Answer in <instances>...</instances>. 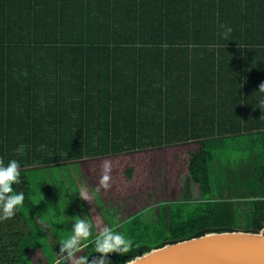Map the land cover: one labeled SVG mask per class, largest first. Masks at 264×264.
<instances>
[{"label": "trees", "instance_id": "trees-1", "mask_svg": "<svg viewBox=\"0 0 264 264\" xmlns=\"http://www.w3.org/2000/svg\"><path fill=\"white\" fill-rule=\"evenodd\" d=\"M261 84L264 0H0V157L20 162L13 187L26 195L0 221V264H35L36 250L49 264L103 255L74 162L110 229L132 241L111 264L208 232L264 229ZM105 162L111 186L97 190ZM183 173L196 198L178 192ZM164 181L173 201L161 200ZM154 199L160 215L147 220ZM81 214L90 235L65 260L60 244Z\"/></svg>", "mask_w": 264, "mask_h": 264}, {"label": "water", "instance_id": "water-1", "mask_svg": "<svg viewBox=\"0 0 264 264\" xmlns=\"http://www.w3.org/2000/svg\"><path fill=\"white\" fill-rule=\"evenodd\" d=\"M125 264H264V229L208 232L153 248Z\"/></svg>", "mask_w": 264, "mask_h": 264}, {"label": "clouds", "instance_id": "clouds-1", "mask_svg": "<svg viewBox=\"0 0 264 264\" xmlns=\"http://www.w3.org/2000/svg\"><path fill=\"white\" fill-rule=\"evenodd\" d=\"M223 28L222 36L224 39H229L233 29L228 25H221ZM260 90H264V84H261ZM264 105V100L260 101ZM111 164L105 162L103 165V174L99 181V187L104 189L109 188L111 177ZM22 183L21 178V164L17 159H11L7 164L4 163L3 157H0V221L9 219L16 215L25 201V192L14 189L13 185L19 186ZM82 198L88 199L87 195L82 191ZM89 200V199H88ZM92 229L91 223L81 217L72 224L71 235L68 236L62 244H60L59 251L65 260L75 258V254L81 250L82 241L89 237ZM95 252L103 255L97 256L95 264H111L108 259L110 253L126 254L132 247V241L128 239L123 233L113 231L105 227L100 232L95 240ZM77 264H89V257L79 256L76 258Z\"/></svg>", "mask_w": 264, "mask_h": 264}, {"label": "rangeland", "instance_id": "rangeland-1", "mask_svg": "<svg viewBox=\"0 0 264 264\" xmlns=\"http://www.w3.org/2000/svg\"><path fill=\"white\" fill-rule=\"evenodd\" d=\"M75 170H76V168H74ZM69 171H70V169H69ZM84 171V170H83ZM184 174V173H183ZM79 176H80V178H78V181H77V183H78V185L79 186H82L83 188H85L87 191H88V195H87V197H88V199H91L92 200V204H93V206H94V210H93V214H94V217H95V219L97 220V224H98V227H97V229H98V231L99 232H101L102 231V226H101V224H102V222H99L100 220H99V215L104 219V222H105V226H107L108 227V225L106 224V219L104 218L105 216L102 214V211H101V209H100V206L98 207L97 206V203H96V200L94 199V196H93V194H92V192H91V187H90V185H89V183H87V180H86V178L84 177V176H86L85 175V173H84V175H82L81 173L79 174ZM186 175L184 174L183 175V177H182V186H183V188H184V186H185V179H186ZM163 183L164 182H162V185H163ZM189 185L191 184L190 182L188 183ZM178 192H180V189L178 190ZM178 194V193H177ZM197 188L195 187V185H192L191 186V188H190V192L188 193V196L190 197V198H196L197 197ZM184 195V194H183ZM162 197H164V199L167 201L170 197L172 198L173 197V194H172V192H169V193H167L166 194V191L163 193V195H162ZM41 198V199H40ZM34 199H35V203H36V205L37 206H39L38 204H37V201L39 202V204H40V206L42 207L43 206V204H44V199L41 197V192H39L37 195H35V197H34ZM87 200V199H86ZM159 201L160 200H156V199H154V201H153V204L152 205H154V204H157V205H155V206H153L152 208H151V211H149V213L145 216V219H147V220H154V219H156V218H159V215H160V211H159ZM163 201V200H162ZM92 204H91V210H92ZM63 206V205H62ZM110 208V210H111V212L113 211L114 213H116L117 211L114 209V207H109ZM248 208V207H247ZM63 209L65 210V213L67 214V210H66V208L63 206ZM245 211V213H244V225L245 226H248L249 224H250V209L248 208V209H245L244 210ZM99 214V215H98ZM91 219H92V221H93V218H92V216H91ZM43 224V227H44V229L45 230H48V234H49V237L51 238V241H52V243H53V245L56 247L57 246V239H56V237H55V235L53 234V232H52V230H51V228L49 227V226H47V224H49L48 222H45V223H42ZM48 228V229H47ZM100 234V233H99ZM58 256H62L61 254H60V251L58 250ZM31 258L34 260V262H35V264H49V261H48V259L43 255V253L41 252V250L40 251H32V253H31Z\"/></svg>", "mask_w": 264, "mask_h": 264}, {"label": "crops", "instance_id": "crops-1", "mask_svg": "<svg viewBox=\"0 0 264 264\" xmlns=\"http://www.w3.org/2000/svg\"><path fill=\"white\" fill-rule=\"evenodd\" d=\"M103 99H106V97H104ZM112 99H119V97H114V98H112ZM137 99V98H136ZM146 100H147V98H146ZM120 102L121 103H126V99L125 98H123V97H121V99H120ZM159 120H161L162 121V124L160 125V130H161V133H165V131H167L168 129H167V127H166V124H165V118L164 117H159V119H158V121ZM159 124V123H158ZM188 124H186V125H184L183 127H181V129L182 130H184V131H186V129H188ZM177 128H179V127H176L173 123L171 124V130L173 131V130H175L174 131V134H178L179 132H177L176 130H177ZM190 130L189 131H191V126H190V128H189ZM148 130H150L151 131V129H148ZM74 168H76L77 169V171L78 172H80L82 175H84V172H83V170H84V168H83V165H82V163L81 162H78V163H76V162H74V164H70L69 163V169H70V171L71 172H73L74 174L76 173L75 171H74ZM185 174V173H184ZM184 174H182L181 175V179H182V177H183V175ZM187 177H186V179H185V186H184V188H183V186L181 185L182 184V180H181V184H180V193L183 195V196H188V193L190 192V188H191V186L192 185H194L193 183H191L190 185L188 184L189 183V179H188V174H185ZM85 177V176H84ZM86 178V177H85ZM77 179V181H78V178H76ZM87 180V179H86ZM87 183H89L88 181H87ZM78 184V183H77ZM80 185V184H79ZM80 187V195H81V192L83 191L84 193H86L87 195H88V191L85 189V188H83L82 186H79ZM166 191V194L167 193H169L168 192V190H167V186H166V183H165V181H164V183H163V185H162V195H163V193ZM172 192V194H173V197L171 198H169L167 201L164 199V197H162V195H161V200H163L162 202H169V201H173L174 199H175V193H176V191H175V189L174 190H172L171 191ZM94 196V195H93ZM151 196H155V194H154V192H151ZM82 198V197H81ZM94 199H95V197H94ZM82 200H83V202H84V205H85V207H86V209H87V211L89 212V214H90V217L92 216V218H93V223H94V226H95V231H96V233L97 234H99L100 232L98 231V229H97V227H98V222H97V220L95 219V217H94V214H93V210H94V206H93V202H92V200L91 199H84V198H82ZM96 200V199H95ZM96 203H97V201H96ZM91 204H92V210H91ZM159 204V203H158ZM155 205H157V204H154V205H152V206H155ZM160 205V204H159ZM97 206L99 207V205H98V203H97ZM151 206V207H152ZM77 211L79 212V211H81V209L79 208L78 209V207H77ZM149 211H151V209L149 210ZM149 211L145 214V216L149 213ZM102 214L105 216L104 218L106 219V224L108 225V228H110L111 227V221L107 218V216L105 215V213H103V211H102ZM82 216H83V218H85V215L84 214H81ZM99 215V214H98ZM120 216V215H119ZM116 218V217H115ZM86 219V218H85ZM87 220V219H86ZM99 222H102V224H101V226H102V230H103V228H105V227H107V226H105V222H104V219L99 215Z\"/></svg>", "mask_w": 264, "mask_h": 264}]
</instances>
